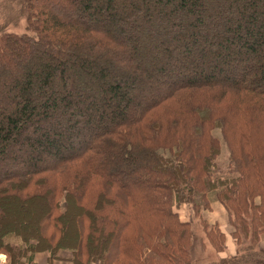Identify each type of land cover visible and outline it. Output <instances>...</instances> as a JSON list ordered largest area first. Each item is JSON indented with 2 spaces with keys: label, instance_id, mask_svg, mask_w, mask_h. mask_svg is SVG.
Segmentation results:
<instances>
[{
  "label": "trees",
  "instance_id": "obj_1",
  "mask_svg": "<svg viewBox=\"0 0 264 264\" xmlns=\"http://www.w3.org/2000/svg\"><path fill=\"white\" fill-rule=\"evenodd\" d=\"M262 1L156 0L154 9L142 12L139 0H25L26 32L0 28V78L11 80L0 84V90L7 89L13 104L6 108L0 100V253L7 256L3 264H37V252L48 251L52 259L61 250L72 252V264H119L123 258L142 264H186L178 251L190 258L189 247L183 245L190 238L180 243L172 238L179 232L174 223L185 225L173 212L172 201L185 193L192 194L190 199L211 194L220 200L238 220V242L243 237L261 240L264 169L257 165L264 164V147L252 148L236 168L224 169L217 161L211 169L208 161L218 156L210 146L218 143L212 134L218 123L225 136L230 132L238 142L241 136L255 138V120L264 115V21L253 29L256 16L244 20ZM225 3L238 6L242 20L225 17L214 22V28H202L207 27L205 5L217 11ZM66 11L74 12L73 17H65ZM153 19L167 27L152 26ZM130 28L134 34H128ZM242 32L256 39H243ZM111 55L112 67L130 68L129 74L152 85L153 76L162 72L169 82L159 83L162 90L143 101L134 117L127 118V108L118 109L111 113L110 125L95 126L96 134H82L79 149H68L63 133L71 134L80 125V134L91 123L72 99L68 75L76 71L89 84L105 81L111 75L106 68L95 72L94 60ZM98 89L103 107L117 100L121 106L134 94L125 82ZM230 93L240 102L223 111L220 105ZM85 100L88 112L106 116L89 93ZM54 119L58 123L53 131L42 126ZM41 149L52 159L37 165L42 159L34 155ZM237 158L231 154L230 163L239 162ZM27 162L30 168L20 167ZM246 164H254L255 176L244 171ZM117 169L123 180L114 176ZM39 199L45 206L32 208L39 213L34 226L13 221L18 203L21 209L25 205V212ZM250 210L253 216L247 217ZM73 224L76 238L69 234ZM219 235L225 238L223 232ZM114 246L120 251L118 259L111 258ZM260 253L252 252L256 264H264V250ZM154 256L161 261L146 260ZM232 259L220 264H235Z\"/></svg>",
  "mask_w": 264,
  "mask_h": 264
},
{
  "label": "rangeland",
  "instance_id": "obj_2",
  "mask_svg": "<svg viewBox=\"0 0 264 264\" xmlns=\"http://www.w3.org/2000/svg\"><path fill=\"white\" fill-rule=\"evenodd\" d=\"M165 1V0H164ZM264 1V0H263ZM256 2L255 5L256 7L254 9L257 10H249L250 12L248 13L247 19L244 20H249L250 16H256L257 18V24L255 23V27L251 26L253 29L256 27H260V24L264 21V11L262 10L263 3L264 2ZM136 2V1H134ZM156 0H139V3L142 8V12L146 11L149 7H152L154 9ZM206 4V3H205ZM205 7L208 9L206 11L205 19H206V24L207 27H202V28H214L213 23L218 22V21H223L222 19H225V17H233L238 20H242L243 18V13L240 12L238 9V6L235 7H230L227 3L223 4V6H215V9H218L217 11H211V8H209V5H205ZM120 8V7H119ZM210 9V10H209ZM62 12V11H60ZM217 12L223 13V16L219 17ZM65 17H73L74 12L66 11L64 12L63 15ZM155 16V15H154ZM209 16V17H208ZM231 17V18H232ZM156 18V16H155ZM154 18V19H155ZM153 19L152 21V26L158 28L161 25V21H155ZM84 20H89L88 17H84ZM163 23V22H162ZM176 23H179L176 22ZM154 24V25H153ZM28 25V12L26 9V2L25 0H0V28L6 29L7 31H13L16 33H23L26 32V28ZM156 25V26H155ZM162 28H166L167 26L161 25ZM205 30V29H204ZM130 33H135V30L130 28L128 30V34ZM241 36L243 39L247 40H255L256 37H248L246 33H241ZM264 50V46L262 47ZM134 50V49H133ZM114 55H111L110 57L106 58L107 60L101 61V60H94V66L93 70L97 72L98 74L100 73L101 69L106 68L108 74H110V77H107L105 81H98L95 82L94 84L91 83L89 84L88 82H84L82 78L77 73H70L68 78H70V86H69V91L72 95V99L74 102H76L78 105H80L82 111L84 110V113H86V116H84V119L91 118V123L90 126L87 128L86 131H83L82 133L79 134L78 129H80L82 126L78 125L76 130L73 133H63L64 134V141H62L63 146L67 147L68 149H74L77 150L79 147H81V143L83 138L90 137L94 132V127L97 125H102L108 126L110 125V122L112 119L111 118V113L118 112L119 110H122L123 108H127V118H132L137 114V111L140 109V105H143V101L147 102L154 94H158L162 89H160V84L165 81H168V78L164 79V74L157 73L155 76H153V82L155 85H152L150 82H146L142 80V78L129 74L132 70L127 67L123 66H118V67H112L110 62L108 61H113ZM113 58V59H112ZM143 63L144 68L146 70H149L150 68L147 65V58L143 57ZM136 61H139L136 58ZM113 63V62H112ZM236 67L238 66V62L234 64ZM8 81H11L8 79V76L5 78L2 77L0 78V84L4 85V83H8ZM113 82H125L128 84L134 91V94H131L130 96V101H126V103H123L120 106V103L118 100L108 103V107H103L104 104L102 103V98L100 97L101 93L99 92L98 86L101 85L104 87L105 83H113ZM169 82V81H168ZM58 91V96L62 93V88L60 86L57 87L56 89ZM145 90V91H144ZM6 93V94H5ZM92 96V98H95L97 100V105L98 107H103V110L107 112L106 116L97 118L94 116V114L91 111H87L86 108L90 105V103L86 102V95ZM91 93V94H90ZM217 94V91H213L212 96L215 97ZM154 95V96H155ZM12 96V95H11ZM226 98L223 100L221 103L220 107L221 110L223 111H228V109L236 108L237 102H240L239 99H235L236 94H227L225 95ZM0 100L3 101V105L6 108H12V105H9L8 101V92L7 89H3L2 91L0 90ZM108 102V101H107ZM241 105L242 102H241ZM1 106V104H0ZM233 106V107H232ZM232 109V110H233ZM263 109V106H260V110ZM86 111V112H85ZM74 120H77V118H74ZM82 120V119H81ZM110 120V121H109ZM57 120H52L49 123H44V125H49L48 130H52L53 126L57 125ZM244 123L243 117L240 121V124ZM257 128L255 138L252 137H247V136H241L242 140L235 142L234 134L228 133L227 136L223 134V131L221 129L220 124L218 123L217 128H215L212 132V134L215 136V138L218 140V143H211L210 146L215 147L216 151L218 152V156L215 158L214 162L209 159L208 161V168L210 166L211 169H213V163H216L217 161L222 165V167L225 169L226 167H233L236 168L238 164L240 163L241 159L245 156L248 155V152L252 148L256 147H264V115H258L255 124ZM101 126V127H102ZM93 128V129H92ZM100 128V127H99ZM254 128V129H255ZM253 129V130H254ZM75 133V134H74ZM85 137H83V135ZM77 135H80L77 137ZM83 137V138H82ZM74 138V139H72ZM78 138V139H77ZM68 139H71V143L68 141ZM75 142V144H73ZM73 146L71 148V146ZM54 151V150H53ZM21 154V153H20ZM19 154V155H20ZM233 155H238V161L239 162H231L229 161L230 157ZM20 156H23L22 154ZM38 159H42L40 162H37V165L44 164L45 162H48L52 159V157L48 156V151H45L41 149V152L35 153V155ZM210 156V152L205 156L206 161L208 157ZM32 163L27 162L26 166H20L25 169H28L31 167ZM254 164H246L243 169L244 171L250 173L252 176H255L256 173L251 169ZM259 168L264 169V164H259L257 165ZM19 166L17 167L19 170L21 169ZM114 176L117 178H121L122 180L125 178V176H121L120 171L117 169L115 173H113ZM251 176V177H252ZM126 180H131V178L126 177ZM132 182V181H131ZM192 197V194L190 193H185V195H181V197H174L172 201V209L173 212L177 215V218L180 222L184 223L185 225H179L178 223H174L175 228L177 229L176 235L172 236V238L175 239L173 240L174 243L181 242L185 236H188L190 238V243L188 240H185L183 242V245L188 248L189 247V252H190V258L185 256V254H182L181 251H178L181 255L182 258L186 259V264H220L221 260L224 258H233V262L235 264H256L257 258L254 259L256 256H252V252L254 254H258L262 256L260 253V250H264V234L261 236V240H252L251 237H248L245 239L244 237L242 238L241 243L238 242V239L234 235L236 228L234 224L238 221L235 217L234 214H232L229 209L219 200L216 201L214 197L211 194H208L207 197ZM259 197H257L258 199ZM195 201V202H194ZM259 203V200H257ZM20 203H18V207L15 211H12L15 213V217H11L13 221L16 220H21L25 222H29V224L32 225L34 224V220L37 215V211H32V208H39L42 209L45 206V200L39 199L35 200L31 203H29L28 211L24 212V209H26L25 205L21 209ZM39 211V210H38ZM39 214V213H38ZM246 215V214H245ZM247 217H252L253 216V210H250V212L246 215ZM205 225H208L209 227H205ZM34 226V225H33ZM30 225H26V228L29 229ZM215 227V228H211ZM223 232L225 234V238L221 239L219 233ZM69 234H73L74 237H77L76 233V228H70ZM160 234V233H159ZM182 234L184 236L182 237ZM181 235V236H180ZM166 235H160V237H165ZM188 238V239H189ZM254 242V243H253ZM250 246L252 247V250H248ZM113 251H111V257L112 259H118L119 258V253L120 251L117 249L118 246L113 247ZM117 249V250H116ZM118 251V253L114 256V252ZM60 252V251H59ZM58 252V254H59ZM173 253H176L175 251ZM57 254V255H58ZM3 255V256H2ZM62 255V252H61ZM53 259V258H52ZM7 260V256L5 254L0 253V264L5 263ZM148 262L153 261H161L159 257L154 256V257H149L146 259ZM172 261V259H171ZM170 262V261H169ZM167 262V264H173L172 262ZM99 261H91L90 264H99ZM119 264H142L141 261L139 260H131L128 258H123L120 260Z\"/></svg>",
  "mask_w": 264,
  "mask_h": 264
},
{
  "label": "crops",
  "instance_id": "obj_3",
  "mask_svg": "<svg viewBox=\"0 0 264 264\" xmlns=\"http://www.w3.org/2000/svg\"><path fill=\"white\" fill-rule=\"evenodd\" d=\"M71 257H72V252L67 250H61L59 254L53 259H51L50 252L41 251L36 253L35 262L37 264H72L70 260Z\"/></svg>",
  "mask_w": 264,
  "mask_h": 264
}]
</instances>
